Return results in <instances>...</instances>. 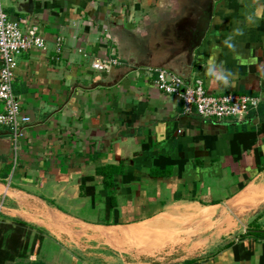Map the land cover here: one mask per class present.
<instances>
[{"label": "crops", "instance_id": "0c3cea01", "mask_svg": "<svg viewBox=\"0 0 264 264\" xmlns=\"http://www.w3.org/2000/svg\"><path fill=\"white\" fill-rule=\"evenodd\" d=\"M168 1L32 0L27 18L3 0L21 28L38 24L45 43L16 57L12 92L29 122L16 141L0 125V223L22 221L30 235L26 257L3 264H149L136 258L155 244L135 249L131 235L110 230L153 237L179 225L224 239L172 264H264V238H240L264 230V0H214L194 48L189 80L260 99L223 120L185 113L153 72L134 67L147 63L137 51ZM92 57L120 64L97 71ZM167 64L180 72L179 58ZM119 162L106 190L95 169Z\"/></svg>", "mask_w": 264, "mask_h": 264}, {"label": "built area", "instance_id": "2783aa9c", "mask_svg": "<svg viewBox=\"0 0 264 264\" xmlns=\"http://www.w3.org/2000/svg\"><path fill=\"white\" fill-rule=\"evenodd\" d=\"M60 42L57 38V50ZM44 46L38 24L21 28L19 21L5 12L0 0V125L8 128L14 141L21 136L24 126L30 120L22 112L12 92L17 68L16 57L32 48L43 49ZM79 52L86 56L82 50ZM91 59L90 66L97 71L109 72L112 67L120 64L119 59L113 57ZM145 68L155 74L153 84L159 91L180 98L185 113L194 112L203 119H241L250 110L256 109L260 100L257 95L237 92L210 94L206 92L199 77L185 82L181 76L167 69Z\"/></svg>", "mask_w": 264, "mask_h": 264}, {"label": "water", "instance_id": "95a60500", "mask_svg": "<svg viewBox=\"0 0 264 264\" xmlns=\"http://www.w3.org/2000/svg\"><path fill=\"white\" fill-rule=\"evenodd\" d=\"M168 2V8L160 11L151 22L149 33L145 36L142 46L140 43L137 51L147 59V63L134 67L164 68L188 82L193 51L205 32L214 0H169ZM32 7V0H15L13 4L14 11L26 13L27 18L30 17ZM173 58H179L180 72L167 64ZM180 259L182 257L168 264Z\"/></svg>", "mask_w": 264, "mask_h": 264}, {"label": "rangeland", "instance_id": "374dc122", "mask_svg": "<svg viewBox=\"0 0 264 264\" xmlns=\"http://www.w3.org/2000/svg\"><path fill=\"white\" fill-rule=\"evenodd\" d=\"M1 1L3 4V0H1ZM220 219L223 220L224 218H220ZM232 220L233 219H231V218L226 219V221L229 223H231ZM211 222H215V221L212 220ZM230 226H232V225L227 226L226 224H223V229H225V231H227L228 227H230ZM202 229H204L203 235L202 234H199V235L191 234V236H190V234H187L186 231L184 229H181V227L179 225V229H177V230L170 229V230H167L166 232H164V231L160 232L159 231V232H157V236H153V237H151V236H147V237L139 236V235H137L136 231L134 233H131L130 231H123L122 229H114V230L111 229L110 230V232H111L110 236H112L113 235L112 233H114V232L117 235L124 233V232H125L124 234L127 236L131 235V237H133V238L131 239V237H130L129 239L132 241V244H128V245L135 246V249H139L142 245L146 246L149 244H153V245L155 244L154 248L151 251H147L144 254V258L141 257V258H136V259L140 260L141 262L142 261L148 262L149 264H159V263L165 264L167 262L169 263L170 261H175L176 259H179L183 256L196 255L197 253H199L200 251H203L208 246H210L209 249L212 251L213 249H216V248H214V242L215 241L220 242L224 239L223 235L212 231V229L210 227L204 226V227H202ZM177 231H179V232L176 233ZM223 231L224 230L221 229V232H223ZM92 232H93V235H96V233H94L95 231H93V230H88V233L86 232V234H90ZM214 233H216V234H214ZM228 234L224 235L225 239L227 238ZM235 234H237V233L232 232V234H229L230 237L228 239H230ZM199 238H206V239L199 240ZM28 242H30V240ZM203 244L206 245V247L202 248ZM47 250H48V245H46V246L44 245V246H42L41 253L43 254V253L47 252ZM208 253H209V251H208ZM127 259L130 260L131 257L127 258Z\"/></svg>", "mask_w": 264, "mask_h": 264}, {"label": "trees", "instance_id": "16d2710c", "mask_svg": "<svg viewBox=\"0 0 264 264\" xmlns=\"http://www.w3.org/2000/svg\"><path fill=\"white\" fill-rule=\"evenodd\" d=\"M123 172L122 163L107 164L99 166L95 169V173L102 177V185L107 190L114 187L115 176ZM84 191L85 196H91L93 194V186H80ZM111 198V206L115 205V199ZM26 223L22 221H15L11 224L0 223V264L7 261H12L16 258H24L28 252L29 231L26 229ZM249 237L252 239H263L264 230L261 229H247L245 234H242L240 238ZM35 241V238L32 241ZM235 251L236 248L234 247ZM250 252H246V256ZM191 263V262H190Z\"/></svg>", "mask_w": 264, "mask_h": 264}]
</instances>
